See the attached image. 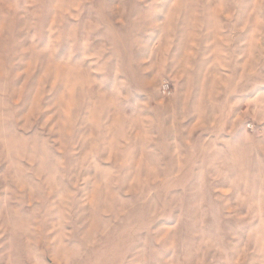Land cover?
Here are the masks:
<instances>
[{
    "label": "rangeland",
    "instance_id": "374dc122",
    "mask_svg": "<svg viewBox=\"0 0 264 264\" xmlns=\"http://www.w3.org/2000/svg\"><path fill=\"white\" fill-rule=\"evenodd\" d=\"M0 264H264V0H0Z\"/></svg>",
    "mask_w": 264,
    "mask_h": 264
},
{
    "label": "built area",
    "instance_id": "2783aa9c",
    "mask_svg": "<svg viewBox=\"0 0 264 264\" xmlns=\"http://www.w3.org/2000/svg\"><path fill=\"white\" fill-rule=\"evenodd\" d=\"M163 92H164L166 95L171 94V86H170L169 83H165V84H163Z\"/></svg>",
    "mask_w": 264,
    "mask_h": 264
}]
</instances>
